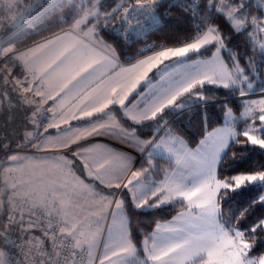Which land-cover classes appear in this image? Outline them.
Returning <instances> with one entry per match:
<instances>
[{
    "label": "snow or ice",
    "instance_id": "6c2138e0",
    "mask_svg": "<svg viewBox=\"0 0 264 264\" xmlns=\"http://www.w3.org/2000/svg\"><path fill=\"white\" fill-rule=\"evenodd\" d=\"M165 6L185 14L191 34L175 46L148 45L125 67L120 62L123 51L117 53L107 42L116 39L112 22H120L121 39H127L129 31H147L140 17L151 26L161 24ZM19 7L20 0H4L0 12ZM255 10L254 15L251 0H128L117 7L106 6L104 0H34L14 17L16 28L48 16L69 27L24 51L4 46L14 37L0 43V63L5 65L0 80L14 81L11 89L0 91V108L13 116L23 109L25 130L0 138V151L9 148L6 139H22L17 148L40 151L54 144L68 148L75 159L6 153L9 177L33 159L47 170L0 186V264H264V248L259 247L264 244V215L252 220L256 207H264V164L239 170L237 163L226 171L223 163L232 145H240L241 152H264V98L246 99L257 89L264 97V80L254 87V81L264 77V0H257ZM163 16L170 17V12ZM217 21L243 35L252 55L228 50ZM208 52L211 56L204 59ZM222 52H228L227 62ZM8 63L20 69L23 79H9ZM53 85L59 88L56 96L48 90ZM207 85L238 93L239 102L219 101L225 127L214 128L189 147L170 125L183 118L193 100L215 102L204 91ZM73 92L79 103L70 119L84 121L83 131L49 123L48 128L58 132L52 136L44 128L41 140L43 122L53 113L44 105L52 101L55 106L61 93ZM144 127L154 132L141 138ZM74 131L75 138L70 135ZM91 137L118 140L126 148L81 143ZM128 146L139 150L140 160L129 154ZM88 153L99 158L90 164ZM165 154L169 168L160 170L152 158ZM232 157L238 159L235 152ZM76 159L93 182L86 184L76 175ZM137 163L140 167L133 170ZM153 170L162 171L163 178L151 179ZM99 185L108 191L99 190ZM245 194L248 199L238 201L233 210L230 201ZM169 207L179 208L170 220L157 221L142 239L133 234L131 216ZM37 228L43 238L30 235ZM13 251L23 259L15 260Z\"/></svg>",
    "mask_w": 264,
    "mask_h": 264
},
{
    "label": "trees",
    "instance_id": "16d2710c",
    "mask_svg": "<svg viewBox=\"0 0 264 264\" xmlns=\"http://www.w3.org/2000/svg\"><path fill=\"white\" fill-rule=\"evenodd\" d=\"M3 2L4 0H0V4H3ZM118 2L119 0H104L106 6L111 5L112 7H117ZM251 2L253 4V14L255 15L256 3L254 2V0H251ZM33 3L34 0H20V7L16 8L13 12H0V21L4 23L2 37H6V39H8L10 36L14 37L10 43L13 44L16 48L25 47L35 41L50 36L53 32L56 33L60 31L61 27H68V24H58L56 22V19L52 16L42 18L38 23L34 25H30L27 23L20 28L14 27L12 23L14 17L19 16L20 13L23 12L29 4ZM171 12L172 13L170 14V17L165 20L164 24L150 33L148 39L150 42H153L156 45L164 44L168 46H175L178 45L179 41L184 40L188 35L191 34L192 24L185 19V14L181 13L179 9H172ZM64 15L70 17V12L65 9ZM217 22L220 23L221 31L224 34L228 50L238 51L240 53L247 52L248 56L252 55L250 46L247 45L246 39L243 35L236 34L227 24L221 21ZM250 30L251 29H249V31ZM111 34L113 37H116V39H108L107 41L116 46L117 53L123 51L124 55H121L120 57L123 59H126L127 57L126 60L134 59L137 53L141 50L142 45L146 43L145 41L140 39L124 40L113 33ZM105 38L107 39V37ZM229 38H231L230 42ZM237 45L241 46L237 48ZM224 53L226 58H228L226 54L228 52ZM257 59L259 60V56H257ZM240 63L242 66H244L245 61L241 60ZM3 69H5V65L3 63H0V70ZM3 75H5L4 72ZM0 82L2 83L3 81L0 80ZM204 91L207 95L215 98V102L205 105L203 101L193 100L191 103H193L194 105L190 107V110L185 113L183 118L176 121L173 125H170V127H173L177 133L186 138L191 146H195L196 142H198L209 129L224 122V118L221 112V104L219 103V101L228 100L230 102H239L238 93L236 95H230L228 94L229 90L223 88H216L211 85H207L205 86ZM257 91L259 90L257 89ZM229 106H232V104L230 103ZM235 113L237 115L239 114L238 112ZM205 116L208 117L207 121H205L204 119ZM239 124L240 122L238 123V125ZM140 132L141 135L146 138L150 133L154 132V129L144 127L140 129ZM240 147V145H232L231 151L228 153L223 162L226 171H231L237 163L241 164V168L239 170L249 167H257L260 164H264V152H261L258 149L254 151L249 150L247 152H241ZM232 152L236 153L238 159H233ZM156 163L160 170L162 168L169 167V163L167 162L166 158L157 157ZM160 172L161 171H156V173L158 174ZM4 182L5 181L0 179V186H2ZM246 199H248V194L239 196L236 198V200L230 201L232 209H235L238 201L243 202ZM223 207L225 214L227 215L229 212V208L227 205ZM178 210L179 208L172 209L171 207H169L165 209L152 210L149 214L146 215L131 216V229L133 231V234L138 235V238L142 239L145 233L151 232L155 228V224L157 221L160 222L162 220L172 218V216H174L176 214V211ZM144 211L148 213L147 209H145ZM261 215H264V207L257 206L252 216V220H255ZM259 247L264 248V244L259 245Z\"/></svg>",
    "mask_w": 264,
    "mask_h": 264
},
{
    "label": "crops",
    "instance_id": "0c3cea01",
    "mask_svg": "<svg viewBox=\"0 0 264 264\" xmlns=\"http://www.w3.org/2000/svg\"><path fill=\"white\" fill-rule=\"evenodd\" d=\"M68 27H66L64 29L67 30ZM56 34L62 35V33L60 31L56 32ZM45 38H52V35L47 36ZM45 38H42L38 41H35V42H33V43H31L25 47H22V48H16L11 43L5 44L4 46L5 47H15L19 51H24V50H26V48L32 47L37 42L42 43L45 40ZM108 43H110V42H108ZM224 57H225V60L228 61L226 56H225V53H224ZM2 59H4V58L2 57ZM132 61H134V60H132ZM121 63L125 67L129 66L128 62H125V63L121 62ZM7 68H10L12 70V75L9 77L10 80H12L13 77H19V78L23 79V77H20V75H19L20 69L18 67L13 66L12 63H8ZM117 71H119V70L117 69ZM3 72L5 73V76L9 75L6 70ZM29 80H31V77H29ZM13 83H14V81H13ZM13 83L4 84L3 82L2 83L0 82V91H2L4 88L11 89L13 86ZM32 86H34V85H32ZM48 90L52 92L53 96H56L57 92H59V88L56 87L55 85H53ZM16 94L17 93H13V95H16ZM78 103H79V101L76 98L75 92L68 94V95H64L63 93H61L60 98L58 99L57 104L55 106L52 104V101H49L47 104L48 107L53 108V113H54V115H53V113L48 114V121L51 120V122L53 124H57V123L60 124V128H62V129L68 128L69 126H77L79 131H83L84 127L86 126L84 121H82V120H71L70 119V113H71V111L77 110L74 106L77 105ZM22 113H23V109H21L20 112L15 113V116H13V113L6 111L3 108H0V138L14 137L17 129H19L21 134L25 131L21 127ZM28 115L30 116L31 113H29ZM65 119L68 120V123H64ZM31 130H32V128H31V126H29L28 131H31ZM57 132H58V129H56V128H50L48 130V134H51L52 136H56ZM77 134H78V132H76V131L70 133V135L73 138H75V136ZM159 134L164 135L163 132H160ZM44 135L41 137V140L43 139ZM61 138L67 139V137H61ZM141 138H145V137L141 136ZM4 142L6 144H9V148L5 151H0V154H1L0 155V164L3 165L2 167H0V179L3 181L7 180L9 182V184H11L13 182V178L21 179L20 174L23 171H25L26 174L28 175L27 177H29V175L34 174V172H35V174H40L41 170L46 171L47 166L40 165L39 161L33 159L30 162L32 165H30V163L26 164V166H24L20 170L14 171L13 177H9L6 175V172L9 168L11 161L5 162L6 153L8 155L13 154V153H17L21 156H31V157H45L48 155L55 154L57 156L66 155L67 158H69V159H75L72 156V153L68 148H57L54 146V144H50L40 151H37L34 148L32 150L26 151V154H24L22 152V150H20V148H17V144L23 143L22 139H15L14 142H10V140L6 139ZM38 143H40V140L38 141ZM81 143H94L97 145V147H101V148L105 147V146L111 147L113 149H120V150H124L126 148V146L123 145L120 141L111 140L108 137H91L89 139V141H81ZM72 147L74 148L75 145H72ZM128 147H129V154L133 155L134 159L140 160L141 157L139 155V150L138 149L132 150L130 148V146H128ZM85 155L88 157L87 162H89L90 164H91L92 160L99 158V157H97L96 153H88ZM157 157L166 158V154H165V156L154 155L153 159H155V161H156ZM75 163H76V168H77L76 175L79 176L80 179H82L86 184L93 182V178L88 175V170L83 168V163L78 159L75 160ZM137 164H135V165H137ZM37 165H39V167H36ZM168 168L169 167L162 168L161 170L168 169ZM149 177L151 179H155L158 181V180L163 178V173L161 171L158 174V173H156V170H153L152 172L149 173ZM108 178H110V177H106V179H108ZM96 183L98 184V182H96ZM99 190H103L105 192L108 191V189H105L103 187V185H99ZM170 219L171 218L166 219V220H162L160 222L164 223L165 221L170 220Z\"/></svg>",
    "mask_w": 264,
    "mask_h": 264
},
{
    "label": "built area",
    "instance_id": "2783aa9c",
    "mask_svg": "<svg viewBox=\"0 0 264 264\" xmlns=\"http://www.w3.org/2000/svg\"><path fill=\"white\" fill-rule=\"evenodd\" d=\"M132 2L134 3L135 0H132ZM128 3V0H119L118 2V6L119 5H127ZM172 9H169L167 6H165L164 8H162L160 10V15L162 16V22L161 24L159 25H155V26H151V22L150 21H147V20H144L143 17H140V19L142 20V22L144 23V27L147 29V31H144L143 34H140V35H137L136 32H132V31H129L127 33V39H124V40H134V39H140V40H143L145 41L146 43L142 45V47H147L148 45H152L154 44L153 42H150L148 39H149V36H150V33L157 29L158 27H160L162 24H164L165 20L169 17V16H163V13L164 12H170V14L172 13L171 12ZM202 14V13H201ZM133 23H135V21H133ZM112 24L115 26V30L112 31L115 35H117L118 37L121 38V33L124 32V28H122L120 26V22L119 21H113ZM3 28H4V23L0 21V43H3L6 39V37H2V31H3ZM109 31V30H107ZM168 46V45H166ZM0 59H2V57H0ZM20 91H22V89H20ZM36 99H39L38 97ZM44 107H47V105H44ZM46 126H43V128L40 129V131L42 132L44 130ZM30 148V147H28ZM30 235H34V236H37V237H41L43 238V233H42V230L40 228H37V229H34ZM12 239H16L15 236L12 237ZM11 255L13 256V258L15 260H22L23 259V256L18 254L17 251H13L11 253Z\"/></svg>",
    "mask_w": 264,
    "mask_h": 264
},
{
    "label": "rangeland",
    "instance_id": "374dc122",
    "mask_svg": "<svg viewBox=\"0 0 264 264\" xmlns=\"http://www.w3.org/2000/svg\"><path fill=\"white\" fill-rule=\"evenodd\" d=\"M254 2L255 3H257V0H254ZM107 31V30H106ZM113 33V32H112ZM114 34V33H113ZM101 35L103 36V33H101ZM117 36V35H116ZM164 45V44H163ZM169 47H171V46H169ZM147 47H141V50H144V49H146ZM147 54H150V53H147ZM227 54V56H228V53H226ZM211 56V52H208V53H206V55H205V57H204V59H208L209 57ZM221 56H222V58L225 60V57H224V52H222L221 53ZM228 59V58H227ZM132 60H134V61H132ZM131 61H132V63H135V59H132ZM120 61L121 62H123V63H125V62H128V60H126V59H123V58H121L120 57ZM225 62H227L226 60H225ZM260 80H264V77H259L256 81H254V87L256 86V84L257 83H259V81ZM261 98H264V97H262L261 96V94L259 93V91H255L254 93L253 92H250L249 93V95L246 97V99H249V100H259V99H261ZM192 105H194L193 103H191V106ZM48 107V106H47ZM254 107V109L256 110V111H258V107H256V106H253ZM234 115H237L235 112H234ZM49 123H52L51 122V120H49L48 121V119H46V120H44V122H43V126H46L45 128H48V124ZM238 123L239 122H237V126L239 127V126H241L242 127V123L240 122V124L238 125ZM218 127H225V124H224V122L222 123V124H220V125H218V126H214V127H212L211 129H209L207 132H210V131H212L214 128H218ZM50 128H48V130H49ZM206 132V133H207ZM206 133H205V135H206ZM45 133H44V130L41 132L40 131V139H41V137L44 135ZM204 135V136H205ZM142 136V135H141ZM204 136L202 137V138H204ZM201 138V139H202ZM186 141H188L186 138H184ZM38 141L39 140H37L36 141V143H38ZM188 144H189V147H195V146H191V144L188 142ZM32 149H34V147H30V148H28V147H26V148H20V150H22V152L24 153V154H26V151H29V150H32ZM152 163L154 164V165H157L156 164V161H155V159H153L152 158ZM30 165H32L31 163H30ZM145 167H147V165L145 164L144 165ZM140 167V164L138 163L137 165H135L134 166V169L133 170H135V168H139ZM34 174H35V172H34ZM31 175H33V174H31ZM31 175H29V176H31ZM20 176H21V179H26V178H28L27 176V174H26V172L25 171H23L21 174H20ZM17 180H19V179H17Z\"/></svg>",
    "mask_w": 264,
    "mask_h": 264
},
{
    "label": "bare ground",
    "instance_id": "6f19581e",
    "mask_svg": "<svg viewBox=\"0 0 264 264\" xmlns=\"http://www.w3.org/2000/svg\"><path fill=\"white\" fill-rule=\"evenodd\" d=\"M1 155V154H0Z\"/></svg>",
    "mask_w": 264,
    "mask_h": 264
},
{
    "label": "water",
    "instance_id": "95a60500",
    "mask_svg": "<svg viewBox=\"0 0 264 264\" xmlns=\"http://www.w3.org/2000/svg\"><path fill=\"white\" fill-rule=\"evenodd\" d=\"M27 24V23H26Z\"/></svg>",
    "mask_w": 264,
    "mask_h": 264
}]
</instances>
